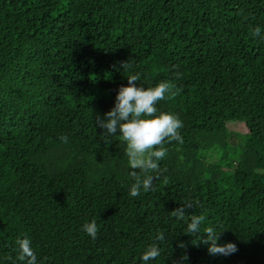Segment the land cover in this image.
Segmentation results:
<instances>
[{
    "label": "trees",
    "instance_id": "trees-1",
    "mask_svg": "<svg viewBox=\"0 0 264 264\" xmlns=\"http://www.w3.org/2000/svg\"><path fill=\"white\" fill-rule=\"evenodd\" d=\"M130 72L179 89L157 108L183 142L147 172L95 121ZM132 173L150 190L130 196ZM208 227L237 251L209 254ZM25 234L38 264H141L152 245L149 264H264V0H0V264H22Z\"/></svg>",
    "mask_w": 264,
    "mask_h": 264
},
{
    "label": "clouds",
    "instance_id": "clouds-1",
    "mask_svg": "<svg viewBox=\"0 0 264 264\" xmlns=\"http://www.w3.org/2000/svg\"><path fill=\"white\" fill-rule=\"evenodd\" d=\"M261 27H255L251 35L260 36ZM128 62L122 64V69H130ZM127 85L119 86L115 94L112 108L101 118L96 115L97 127L103 130L102 135H117L125 145L127 164L131 169H139L141 172L156 170L159 162L166 157L167 148L164 146L173 140L182 143L180 129L183 122L171 112L160 111L157 102L166 99H174L179 89L168 80H163L151 87L138 85L140 79L138 72H130L127 77ZM66 140V137H61ZM130 185L129 195L139 196L141 192L150 190L153 176H136ZM184 208L180 207L172 211L178 219H183ZM205 221L203 215H192L187 223L189 233H199L200 227ZM81 230L91 237L96 238L98 227L94 220L81 225ZM203 243L207 245V251L211 255H230L237 251V246L232 242L218 243L219 233L211 227L205 229ZM158 239H163L158 235ZM16 260L22 264H38L37 254L32 246V240L28 235L18 236L15 241ZM159 249L155 246L145 248L140 256L141 264H149L159 255Z\"/></svg>",
    "mask_w": 264,
    "mask_h": 264
},
{
    "label": "rangeland",
    "instance_id": "rangeland-1",
    "mask_svg": "<svg viewBox=\"0 0 264 264\" xmlns=\"http://www.w3.org/2000/svg\"><path fill=\"white\" fill-rule=\"evenodd\" d=\"M231 129L238 133V134H241L243 133L244 129H243V126H241L240 124H236V125H232L231 126ZM238 137V138H237ZM236 139H234L235 142H233L234 145H241L242 143V140H241V136H237ZM218 160V157H215L212 162L214 161H217ZM210 168V167H209Z\"/></svg>",
    "mask_w": 264,
    "mask_h": 264
}]
</instances>
